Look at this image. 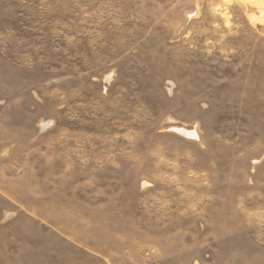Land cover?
<instances>
[{"label": "rangeland", "instance_id": "obj_1", "mask_svg": "<svg viewBox=\"0 0 264 264\" xmlns=\"http://www.w3.org/2000/svg\"><path fill=\"white\" fill-rule=\"evenodd\" d=\"M0 264H264V0H0Z\"/></svg>", "mask_w": 264, "mask_h": 264}]
</instances>
